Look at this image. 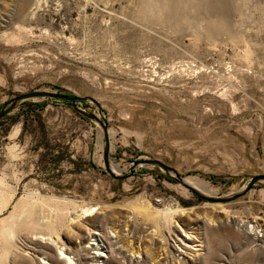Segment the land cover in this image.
Here are the masks:
<instances>
[{
	"label": "rangeland",
	"instance_id": "obj_1",
	"mask_svg": "<svg viewBox=\"0 0 264 264\" xmlns=\"http://www.w3.org/2000/svg\"><path fill=\"white\" fill-rule=\"evenodd\" d=\"M36 89L103 115L117 173L155 158L232 194L264 174V0H0V106ZM102 135L62 100L0 118V264H264L238 225L264 234L263 181L211 202L152 165L114 179Z\"/></svg>",
	"mask_w": 264,
	"mask_h": 264
},
{
	"label": "water",
	"instance_id": "obj_2",
	"mask_svg": "<svg viewBox=\"0 0 264 264\" xmlns=\"http://www.w3.org/2000/svg\"><path fill=\"white\" fill-rule=\"evenodd\" d=\"M31 98H43V99H53V100H62L65 103H67L69 106H71L74 110H76L81 115H84L90 119L96 120L101 126H102V132H103V149H102V160L104 164V171L108 173L112 178L114 179H124L132 175L135 167L139 164L144 165H152L156 166L159 169H161L167 177L176 180L182 187L189 190L193 195H195L198 199H203L206 201L211 202H228L231 200L236 199L237 197L242 196L245 194L254 184L257 182H264V174H254L248 177V180L243 184L241 190L234 192L232 194L226 195V196H210L203 194L193 187L186 184L182 176L172 167L164 164L163 162L155 159V158H138L131 162L129 167L127 168L126 172L117 173L111 170V167L108 164L107 161V150H108V139L106 134V124L105 119L103 118V112L100 107V105L92 98H87L89 101L95 104L97 112L102 115V119L96 118L94 114L87 113L86 111L80 109L76 105V100L78 101H84L86 98L77 97V96H70L68 94L62 93V92H55V91H49L45 89H36L31 90L22 94L14 95L13 97H10L8 100H6L1 106H0V118H2L5 114H7L17 103L21 101H25L27 99Z\"/></svg>",
	"mask_w": 264,
	"mask_h": 264
},
{
	"label": "bare ground",
	"instance_id": "obj_3",
	"mask_svg": "<svg viewBox=\"0 0 264 264\" xmlns=\"http://www.w3.org/2000/svg\"><path fill=\"white\" fill-rule=\"evenodd\" d=\"M111 167V170H113L114 172H117V171H120L117 167L115 166H112L110 165ZM113 167V168H112ZM120 173V172H118ZM183 181L188 184L189 186L193 187L194 189H197L199 190L200 192L204 193V194H211L213 193V191L211 190L210 186L207 184V182H205L204 180L200 179L199 177H196V176H193V177H188V178H183ZM87 212V215L91 214L92 212H90V210L86 211ZM234 217V216H233ZM230 217H228L226 220L227 222L230 221L229 219ZM247 223V222H246ZM254 223V222H253ZM238 225L243 228L244 230H246L247 232L246 233H249L251 235H254L255 238H260V237H264V234H261L260 231H257L256 228H255V225L253 224H244L242 221L239 220V223ZM97 235V233H95ZM93 240V245L94 244H97L94 240L97 241V239H92ZM52 242V241H51ZM50 242V243H51ZM183 243V242H182ZM184 245V244H183ZM97 246V245H96ZM185 246V245H184ZM185 247H188L185 246ZM58 256L60 258H64L66 264H74L73 261L70 259V257L68 255H66L61 248L58 249ZM102 255H104L103 253L101 252H98V251H94L93 252V256L94 257H101ZM59 258V259H60ZM135 258V257H134Z\"/></svg>",
	"mask_w": 264,
	"mask_h": 264
}]
</instances>
